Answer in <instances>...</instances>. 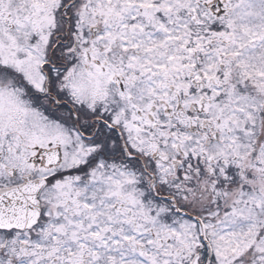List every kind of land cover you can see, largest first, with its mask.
Returning <instances> with one entry per match:
<instances>
[{
	"label": "snow or ice",
	"instance_id": "obj_1",
	"mask_svg": "<svg viewBox=\"0 0 264 264\" xmlns=\"http://www.w3.org/2000/svg\"><path fill=\"white\" fill-rule=\"evenodd\" d=\"M0 264H264V0H0Z\"/></svg>",
	"mask_w": 264,
	"mask_h": 264
}]
</instances>
